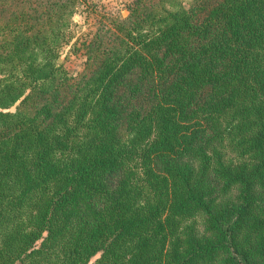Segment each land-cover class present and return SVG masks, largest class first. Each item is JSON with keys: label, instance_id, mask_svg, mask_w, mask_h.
Returning a JSON list of instances; mask_svg holds the SVG:
<instances>
[{"label": "trees", "instance_id": "trees-1", "mask_svg": "<svg viewBox=\"0 0 264 264\" xmlns=\"http://www.w3.org/2000/svg\"><path fill=\"white\" fill-rule=\"evenodd\" d=\"M82 1L0 0V264H264V0Z\"/></svg>", "mask_w": 264, "mask_h": 264}, {"label": "rangeland", "instance_id": "rangeland-1", "mask_svg": "<svg viewBox=\"0 0 264 264\" xmlns=\"http://www.w3.org/2000/svg\"><path fill=\"white\" fill-rule=\"evenodd\" d=\"M131 0H83L79 8L78 14L75 16L74 30L78 36L85 37L88 34H92L99 21L104 19V13H110L115 15L126 16L128 14L127 4ZM60 62H64L66 68L77 74L84 68V51L80 50L74 52L70 45H67L64 49V53Z\"/></svg>", "mask_w": 264, "mask_h": 264}, {"label": "water", "instance_id": "water-1", "mask_svg": "<svg viewBox=\"0 0 264 264\" xmlns=\"http://www.w3.org/2000/svg\"><path fill=\"white\" fill-rule=\"evenodd\" d=\"M62 59H60V61H61Z\"/></svg>", "mask_w": 264, "mask_h": 264}]
</instances>
